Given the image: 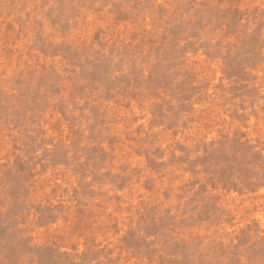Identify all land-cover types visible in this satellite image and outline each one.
Wrapping results in <instances>:
<instances>
[{
    "label": "rangeland",
    "instance_id": "1",
    "mask_svg": "<svg viewBox=\"0 0 264 264\" xmlns=\"http://www.w3.org/2000/svg\"><path fill=\"white\" fill-rule=\"evenodd\" d=\"M0 264H264V0H0Z\"/></svg>",
    "mask_w": 264,
    "mask_h": 264
}]
</instances>
